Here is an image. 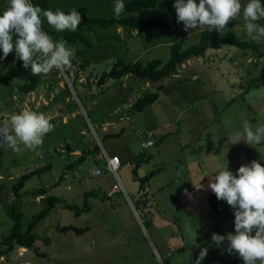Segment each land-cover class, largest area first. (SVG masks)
Instances as JSON below:
<instances>
[{"label":"rangeland","instance_id":"374dc122","mask_svg":"<svg viewBox=\"0 0 264 264\" xmlns=\"http://www.w3.org/2000/svg\"><path fill=\"white\" fill-rule=\"evenodd\" d=\"M196 2L199 4V0ZM246 2L241 0L242 4ZM261 2L264 4V0ZM52 3H58L63 11L84 8L85 15L115 17V0ZM173 5V0H160L156 8L134 15L175 18ZM242 11L224 31L234 29L241 38L251 41L245 33ZM42 21L44 31L46 22ZM258 23L264 26V20ZM207 29H156L152 40L130 28L97 30L90 35L91 48L67 41L74 49L71 68L67 69L70 74L74 68L72 88L61 76L62 71L53 68L42 74L38 88L29 94L20 92L19 87L29 82L30 67L25 69L12 52L3 58L0 49V124L13 113L31 110L44 113L52 125L38 149L39 155L19 141L16 150L0 148V183L5 185L0 196V251L4 249L1 241L14 225L9 216V209L16 203L12 186L21 175L52 166L29 180L21 192L23 230L47 206L34 192L46 188L48 196L83 207L85 193L101 187L98 196L89 198L91 212L77 217L57 204L39 223L34 230L35 246L44 256L17 247L2 257L0 264H194L204 248L208 251L201 264H245L238 252L229 254L227 241L222 246L212 241L213 233L235 234V210L217 198L209 182L218 171L227 168L235 175L253 160L264 166V140L252 146L230 139L242 130L245 120L253 128L258 123L264 125V41L258 42L260 54L224 46L186 62L177 75L158 82L130 75L108 80L104 87L98 85L102 74L109 72L119 58L129 63L167 61L172 44L179 41L186 48L197 43L201 31ZM60 39L63 35L56 40ZM148 93H158L159 100L141 113L132 111L136 98ZM105 121L108 124L103 125ZM121 131L122 136L105 139ZM143 139L156 145L144 150ZM96 147L100 153L105 149L108 155L120 158V181L104 171V160L92 155ZM81 153H85V161L76 166ZM139 161L140 178L157 171L145 188L148 200L140 189L141 182L132 174ZM96 169L103 175L94 176ZM114 186L121 190L109 197ZM140 218L146 222L142 224ZM63 227L89 230L78 235L74 230L61 231Z\"/></svg>","mask_w":264,"mask_h":264},{"label":"clouds","instance_id":"9594fccd","mask_svg":"<svg viewBox=\"0 0 264 264\" xmlns=\"http://www.w3.org/2000/svg\"><path fill=\"white\" fill-rule=\"evenodd\" d=\"M9 7L0 14V49L3 58L15 49L23 67H30L34 76L48 74L53 68H71L74 49L68 47L64 39L54 41L52 36L42 30L43 21L57 32H76L82 21L79 11L73 8L65 13L42 9L31 0H8ZM178 22H183L184 30L208 26L223 34L230 20L241 14L245 21L246 36L253 42L264 41V4L261 0H175ZM125 8L123 0H115L114 14L119 19ZM13 34L18 38L13 39ZM52 125L44 113L24 110L13 113L0 124V148L17 149L18 141L25 149L39 155L44 136L51 131ZM235 143L241 140L249 145L260 144L264 140V125L255 128L245 120L242 130L230 136ZM234 143V144H235ZM209 187L219 200H225L235 210V234L226 236L213 233L212 241L217 246L228 243V252H238L245 264H264V166L253 160L250 165L241 166L237 174L227 168L218 171L209 182ZM255 229V235L253 231ZM207 248L200 251L194 264H201L207 255Z\"/></svg>","mask_w":264,"mask_h":264},{"label":"trees","instance_id":"16d2710c","mask_svg":"<svg viewBox=\"0 0 264 264\" xmlns=\"http://www.w3.org/2000/svg\"><path fill=\"white\" fill-rule=\"evenodd\" d=\"M31 2L41 7L42 9L53 11L60 9L58 3L53 4L52 2H58V0H31ZM160 0H131L125 3V8L122 12V15L119 19L115 17L111 18H102L92 15H85L84 8H79L77 11L80 12L82 16L81 24L79 28L81 30L76 32H66L64 34H59L52 26L47 23L46 18L41 17L42 20L46 22L44 31L48 32L52 36L53 40L56 41L58 37L63 35L64 39L70 43L80 42L86 47H92V42L90 40V35L97 34V30H109L112 27H123L130 28L142 33H145L146 37L149 40H152L155 35L156 29H174L176 27H183V22H178V18L167 17L165 19L159 18H148L144 19L139 16H135V13L146 9H153L159 5ZM175 3V0H173ZM10 5L8 4V7ZM71 10L64 11L65 13L70 12ZM85 32H84V31ZM191 30V29H189ZM188 30V31H189ZM18 35L13 34V39H17ZM224 46H232L244 51H260V44L253 41H248L241 38L234 29H229L224 31L221 35L215 30H203L200 33V39L197 43L184 47L182 42H175L171 45L170 48V58L167 61L161 59H152L148 62L136 61L129 63L122 58H119L112 69L109 72L102 74L98 81L100 87H104L108 80H122L127 76L134 75L140 79L149 81V82H158L163 79H167L177 74V70L180 66L186 62L193 59H201L205 57L210 51H217L223 48ZM260 54V52L258 53ZM43 75L34 76L33 74L30 77L28 83L23 84L19 87V91L25 94L34 92L39 84L41 83ZM259 86V84H256ZM158 93H148L143 97H140L132 105L131 110L134 112L141 113L147 107L155 104L159 100ZM123 135V131L116 134H109L105 136V139H110L113 137H119ZM99 154V150L96 149L92 152V155L96 157ZM85 153H83L78 159L76 166L82 164L85 161ZM141 161L137 162V166L133 169L132 174L133 178L141 182V190H145L146 186L150 180L155 176L156 170L151 172L149 175L144 178H140L138 175V169L140 167ZM52 166L50 164L37 168L29 173L21 175L15 184L12 186V192L16 198V203L9 209V216L13 220L14 225L9 235L5 236L1 243L4 245V249L0 251V259L5 255L13 252L17 247L25 248L32 250L36 253L37 256H44V253H41L38 248L35 246L37 236L34 233V230L39 225L40 222L44 221L49 213L56 207L57 204H62L63 208L74 213L75 216L79 217L83 213H89L92 211V206L89 202L90 197H96L97 191L91 190L85 193L84 195V204L83 207H79L75 204H70L64 199L57 196H48L44 198V201L47 203V206L41 210L39 213L33 216V219L30 221L28 228L23 230V213L20 210V199L22 197V191L25 188L27 182L35 176H39L49 170ZM72 168V165L69 166ZM73 169V168H72ZM5 188L3 183H0V196ZM47 193L46 188H42L37 192H34L33 195L38 198L45 196ZM103 198H108L106 195ZM146 222V221H145ZM60 229V228H59ZM72 230L76 234L82 235L86 233L89 228H76L72 227ZM49 239H46V244H49Z\"/></svg>","mask_w":264,"mask_h":264},{"label":"built area","instance_id":"2783aa9c","mask_svg":"<svg viewBox=\"0 0 264 264\" xmlns=\"http://www.w3.org/2000/svg\"><path fill=\"white\" fill-rule=\"evenodd\" d=\"M62 71L63 74H61V76L64 75L65 79L67 80V82L69 83L70 87L72 88L73 85H72V78H75L74 76V68L73 70L70 72V74L67 72V69L65 70H60ZM126 120H129V117L126 118ZM104 129H107V128H104ZM155 146V141L153 140H141V147L144 149V150H148L152 147ZM97 158L98 159H102L104 160V171H106L107 173L111 174L112 176L116 177L119 181H120V178H119V171L122 167V163H121V160L118 156L114 155V156H110L108 155V153L105 151V149L103 150V153L99 152V154L97 155ZM103 174V172L101 170H96L94 172V175L96 176H101ZM120 186L121 188L124 190V187L122 186V184L120 183ZM121 189L118 188L117 186H114V189H112L111 191H109L108 193V196L109 197H112L116 192L120 191ZM140 222L143 224L145 223V219H141L140 218Z\"/></svg>","mask_w":264,"mask_h":264},{"label":"crops","instance_id":"0c3cea01","mask_svg":"<svg viewBox=\"0 0 264 264\" xmlns=\"http://www.w3.org/2000/svg\"><path fill=\"white\" fill-rule=\"evenodd\" d=\"M8 4H9V3H8V0H0V14H2L3 11L6 10V9L8 8ZM135 31H136V30H135ZM136 33H137V31H136ZM12 53H13V58H18V57H17V54H16V52H15V49H13ZM190 61H191V60H190ZM22 64H23V61H22ZM183 66H184V64H183ZM176 75H177V74H176ZM127 77H128V76H127ZM127 77H125V79H126ZM136 99H139V97H137ZM105 124H108V122H107V121L103 122V125H105ZM117 133H119V132H117ZM115 134H116V133H115ZM155 145H156V143H155ZM70 154H71V153H70ZM82 154H83V153H81V155H82ZM115 155H116V154H115ZM113 156H114V155H113ZM116 156H117V155H116ZM95 159H96V160H100V159L97 158V156L95 157ZM96 170H97V169H96ZM94 172H95V171H94ZM94 172H93V175H94ZM106 173H107V172H106ZM102 175H103V174H102ZM94 176H95V175H94ZM66 182H67V181H66ZM109 186H111V184H110ZM106 189L109 190L108 187H107ZM106 189H105V190H106ZM46 190H47V189H46ZM93 190L97 191V195H98V191H101V187L99 186L98 189L94 188ZM105 190H104V191H105ZM144 192H145V190H144ZM146 194H147V192H145V194H144V195H145V199L148 200V199H147V198H148V197H147L148 195H146ZM48 195H49V191H47V193H46L45 196L38 197V200L40 201L41 199H44V198L48 197ZM57 197H58V196H57ZM60 198H61V197H60ZM62 199H63V198H62ZM64 200H65V199H64ZM65 201H66V200H65ZM40 202H41V201H40ZM145 208H146V207H145ZM145 208L143 209V211H144V214H145L146 217H147V211H146L147 209H145ZM53 210H54V209H53ZM53 210H52V211H53ZM52 211H51V212H52ZM147 221H148V217H147ZM24 249H25V248H24Z\"/></svg>","mask_w":264,"mask_h":264},{"label":"water","instance_id":"95a60500","mask_svg":"<svg viewBox=\"0 0 264 264\" xmlns=\"http://www.w3.org/2000/svg\"><path fill=\"white\" fill-rule=\"evenodd\" d=\"M72 230V227H63L61 228V231H69Z\"/></svg>","mask_w":264,"mask_h":264}]
</instances>
